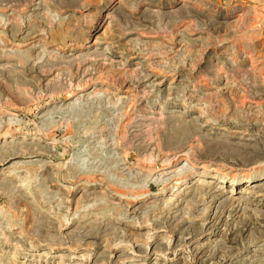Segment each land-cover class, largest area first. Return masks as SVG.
I'll return each instance as SVG.
<instances>
[{
  "label": "rangeland",
  "instance_id": "rangeland-1",
  "mask_svg": "<svg viewBox=\"0 0 264 264\" xmlns=\"http://www.w3.org/2000/svg\"><path fill=\"white\" fill-rule=\"evenodd\" d=\"M0 264H264V0H0Z\"/></svg>",
  "mask_w": 264,
  "mask_h": 264
},
{
  "label": "bare ground",
  "instance_id": "bare-ground-1",
  "mask_svg": "<svg viewBox=\"0 0 264 264\" xmlns=\"http://www.w3.org/2000/svg\"><path fill=\"white\" fill-rule=\"evenodd\" d=\"M214 179H216L217 182L216 181H212L211 183H217V184H221V185H224V184L230 185L231 187H233V189L235 187H237V186H240V184L242 183L241 180H236L234 178H228L226 176H220V177L218 176V177H215ZM262 181L263 180H261V177H258V178H247L245 183L247 184L246 187L249 188V187H255V186H258V185L262 184Z\"/></svg>",
  "mask_w": 264,
  "mask_h": 264
}]
</instances>
